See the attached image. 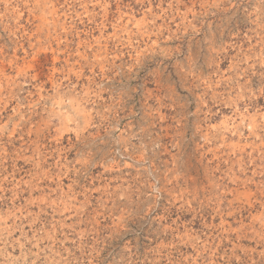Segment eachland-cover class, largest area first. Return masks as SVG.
<instances>
[{"label":"rangeland","instance_id":"obj_1","mask_svg":"<svg viewBox=\"0 0 264 264\" xmlns=\"http://www.w3.org/2000/svg\"><path fill=\"white\" fill-rule=\"evenodd\" d=\"M0 264H264V0H0Z\"/></svg>","mask_w":264,"mask_h":264}]
</instances>
